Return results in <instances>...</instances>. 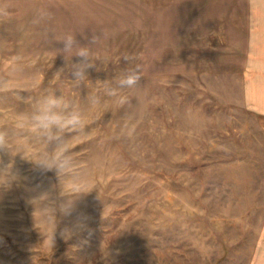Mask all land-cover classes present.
<instances>
[{"label":"rangeland","instance_id":"rangeland-1","mask_svg":"<svg viewBox=\"0 0 264 264\" xmlns=\"http://www.w3.org/2000/svg\"><path fill=\"white\" fill-rule=\"evenodd\" d=\"M0 3V172L15 176L0 184V264H264V0ZM40 10L51 18L33 24ZM67 34L101 38L80 88L57 72ZM136 65L138 87L104 94ZM50 92L88 122L59 175L34 164L50 146L22 119ZM75 194L87 227L65 238L76 213L58 214L51 249L39 206Z\"/></svg>","mask_w":264,"mask_h":264},{"label":"clouds","instance_id":"clouds-1","mask_svg":"<svg viewBox=\"0 0 264 264\" xmlns=\"http://www.w3.org/2000/svg\"><path fill=\"white\" fill-rule=\"evenodd\" d=\"M12 11L7 4L0 3V20L8 19L12 16ZM51 13L46 10H40L33 19V24H39L44 20L50 19ZM100 37L93 36L90 45H81L75 38L74 34H67L59 41L62 42L63 48L60 49L64 55L65 67L57 72L67 73L69 82L74 88H80L86 80H89V69L97 67L98 60L93 55L92 47L100 41ZM78 57L77 62H72V57ZM122 59L129 62L127 55ZM19 57L17 58V61ZM141 67L136 65L126 69L125 73L117 80L114 86L105 84L104 94L111 97H118L124 89H134L139 86L142 78ZM8 81L0 78V88H6ZM90 106H97L102 102L99 94H93L87 97ZM123 102V100H122ZM30 126L31 131L40 139L44 140L49 146L50 151L43 154L34 163L44 171L55 170L57 175L65 171L71 164L68 156V135H86L88 122L84 112L75 105L71 100L66 99L63 95L56 96L50 92L38 100L34 101V108L30 114L22 117ZM127 127V126H126ZM132 130V129H129ZM0 150L9 151V139L5 131L0 130ZM19 153V152H18ZM22 154V153H19ZM23 155V154H22ZM0 177H5L4 182L8 184L15 179L7 169L0 172ZM87 193V192H80ZM79 194L65 195L63 199L48 202L45 200L40 204V211L48 213L47 219L54 222L55 227L50 235L44 236L52 249L56 239V226L58 214L65 217H72L76 213L75 221L72 228H65L61 235L68 237L73 234L74 229L84 230L87 227L88 217L84 213H77L76 199Z\"/></svg>","mask_w":264,"mask_h":264}]
</instances>
